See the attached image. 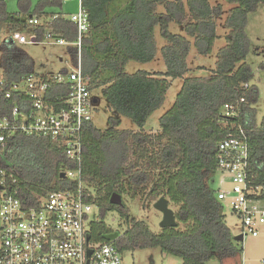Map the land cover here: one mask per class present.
Instances as JSON below:
<instances>
[{"label": "trees", "instance_id": "16d2710c", "mask_svg": "<svg viewBox=\"0 0 264 264\" xmlns=\"http://www.w3.org/2000/svg\"><path fill=\"white\" fill-rule=\"evenodd\" d=\"M223 1L233 7L224 21L226 44L217 53L214 69L206 76L183 79L172 106L158 117L154 136L116 128L123 120L141 131L149 126L165 101L169 81L182 79L187 73L191 46L199 56L212 52L218 39L216 19L222 13L221 5L212 7L208 0H83L90 32L82 51V71L92 88H101L110 129L84 125L81 175L87 188L107 190L97 202L98 220L91 224L92 237L105 242L103 236L112 233L105 217L116 212L127 226L112 241L121 254L159 248L161 254L178 258L181 264H207L211 260L241 264V239L233 240L225 209L215 196L216 147L240 126L249 139L251 169L261 171L264 180V123L259 126L255 121L252 103L257 91L248 86L252 72L245 63L247 15L259 4L264 6V0ZM31 5L30 0H22L20 13L27 17L23 20L19 13H9L6 2L0 0V31L36 33V42L46 32L54 39H76L75 25L62 19L61 12H51L62 9L61 0H39L29 10ZM159 7L163 12L157 11ZM33 18L43 19V24L28 29ZM171 24L177 25L182 35L171 33ZM156 29L166 43L160 48L165 72L126 74L129 62L147 64L155 59ZM69 53L74 55V50L69 48ZM32 69V59L20 46L0 42L5 85L20 83L33 73ZM61 90V86L53 85L51 96ZM12 105V100L0 92V118ZM229 106H234L236 116H223ZM73 166L64 148L51 138L17 134L0 150L5 182L18 190L19 198L28 206H36L40 198L53 192L74 187L60 178ZM121 187L131 196L144 195L152 201L165 198L175 209L177 226L155 234L130 215L125 199L120 206L112 205L110 191ZM85 193L88 202L101 195ZM180 223L183 230L177 229Z\"/></svg>", "mask_w": 264, "mask_h": 264}, {"label": "built area", "instance_id": "2783aa9c", "mask_svg": "<svg viewBox=\"0 0 264 264\" xmlns=\"http://www.w3.org/2000/svg\"><path fill=\"white\" fill-rule=\"evenodd\" d=\"M68 1L61 0L62 4ZM60 17L76 27L74 41L55 39L74 50L71 68L54 75L31 73L11 85H5L0 71V92L13 103L6 116L0 118V150L17 134L51 138L64 148L67 161L75 164L62 172L74 187L53 192L40 198L36 206H28L16 188L7 186L0 170V264H122V254L112 242L96 241L91 233V224L98 220L93 212L107 190L87 188L81 175L84 125L110 129L103 116V107L107 110L101 88H92L82 71V51L90 32L89 14L83 0H77L76 12L62 13ZM42 21L33 18L28 23L42 26ZM43 38L54 39L50 32ZM37 39L36 33L31 34L30 42L36 43ZM2 40H11L8 43L17 46L28 42L22 32ZM53 85L61 86L63 92L52 97ZM234 111V106H229L223 116H236ZM150 128L141 131L130 124L116 129L156 136ZM216 152V199L240 224L241 242L256 238L264 228V180L261 171L251 169L248 136L239 126L217 145ZM86 190L101 195L88 202ZM110 192L125 200L134 201L136 197L125 187Z\"/></svg>", "mask_w": 264, "mask_h": 264}, {"label": "rangeland", "instance_id": "374dc122", "mask_svg": "<svg viewBox=\"0 0 264 264\" xmlns=\"http://www.w3.org/2000/svg\"><path fill=\"white\" fill-rule=\"evenodd\" d=\"M6 2V9L9 13H19V18L26 19V14H21L22 0H4ZM32 5L29 10H32L39 0H30ZM183 2L185 0H182ZM212 7L221 5L222 13L216 19L218 39L215 41L212 52L207 56H199L195 48L191 46L189 55L187 57L188 71L182 79L170 80L169 88L167 90L165 101L162 107L155 112L148 127L150 132L157 133V119L160 115L165 113L173 104L176 94L181 88L183 79L187 77H200L209 75L214 69L217 60V53L219 49L223 48L226 44L225 37L228 30L223 27L225 18L229 9L233 6L226 4L223 0H208ZM77 0H69L62 5V9H52L51 12L61 13H74L76 12ZM163 12L162 7L157 9ZM30 29L32 26H28ZM169 31L173 34L182 35L181 29L171 24ZM24 34V33H23ZM245 34L248 40V54L245 63L249 66L252 72V78L248 83L250 89L255 88L257 91V98L252 103V108L255 111V121L257 125L264 123V6L259 4L257 8L247 15ZM11 34L7 31H0V38L4 39ZM28 42L21 45L20 48L32 59L33 73L38 76L54 75L60 73L63 69L71 68V55L66 45L60 44L59 40L55 39H42L39 42H30L31 34H25ZM155 40L157 46V53L155 59L147 64H140L129 62L126 67V74H132L137 71H145L149 73H162L165 72L166 67L160 54V48L166 43L161 39L159 30H155ZM192 42V40H190ZM103 116L108 117V111L103 107ZM122 125H130L126 120L122 121ZM118 130V129H116ZM120 131V129L118 130ZM217 178V177H215ZM147 191V190H146ZM133 200V199H132ZM152 202V203H151ZM146 196H136L134 201L125 200V204L129 207L130 214L133 218L143 221L151 232L161 234L163 229L160 227L162 214L154 209V203ZM171 210L174 207L169 206ZM94 214L98 215V208L94 210ZM226 215V225L231 231L234 241L239 237L241 228L240 224L234 219L227 208L224 211ZM105 224L112 232L123 233L127 226L116 212L107 214L104 220ZM183 224H179L177 229L183 230ZM241 264H264V228L261 234L256 238H248L243 242ZM122 264H181L180 259L163 255L159 248H149L144 250H137L135 252H123L121 255ZM207 264H219L217 260H211Z\"/></svg>", "mask_w": 264, "mask_h": 264}, {"label": "water", "instance_id": "95a60500", "mask_svg": "<svg viewBox=\"0 0 264 264\" xmlns=\"http://www.w3.org/2000/svg\"><path fill=\"white\" fill-rule=\"evenodd\" d=\"M8 42H11V40H8ZM65 175L64 173L60 174V178L64 179ZM1 189V187H0ZM109 202L112 205L120 206L122 205V199L119 194L113 192L111 193L109 197ZM154 209L157 210L162 214V220L160 222V227L162 229L166 228H175L177 226V222L174 217V212L171 210L168 206V202L165 198L161 197L154 203ZM119 232L115 231L110 234L104 235L103 240L106 242H112L116 238H118Z\"/></svg>", "mask_w": 264, "mask_h": 264}]
</instances>
